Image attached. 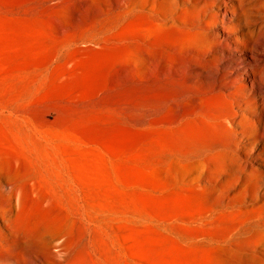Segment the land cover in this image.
Here are the masks:
<instances>
[{"label":"rangeland","instance_id":"obj_1","mask_svg":"<svg viewBox=\"0 0 264 264\" xmlns=\"http://www.w3.org/2000/svg\"><path fill=\"white\" fill-rule=\"evenodd\" d=\"M255 2L244 3L251 27L264 23ZM175 8L0 0V146L42 138L54 178L79 186L107 232L99 240L131 264H264V205L247 198L239 153L210 133L208 99L191 109L203 78L185 84L176 70L188 54L211 65L222 33ZM37 184L54 197L48 180Z\"/></svg>","mask_w":264,"mask_h":264},{"label":"bare ground","instance_id":"obj_2","mask_svg":"<svg viewBox=\"0 0 264 264\" xmlns=\"http://www.w3.org/2000/svg\"><path fill=\"white\" fill-rule=\"evenodd\" d=\"M247 1L159 3L193 11L194 25L209 27L203 20L207 16L216 21L222 34L209 54L212 64L204 66L200 63L203 59L188 54L176 70L188 71L185 84L195 76L203 78L199 91L188 100L191 109L199 110L201 98L208 99L204 120L213 130L210 133L215 137L224 134L221 147L239 153L247 198L264 205V23L251 27L254 19L244 6ZM259 2L264 4V0L255 3ZM212 8L218 12H209ZM201 55L208 57V53ZM15 143L0 146V264H131L114 243L99 240L98 236L107 237V232L98 213L87 208L79 186L63 172L54 178L53 165L42 160L43 139L18 135ZM211 148L219 149L217 143ZM40 178L50 182L52 199L41 195Z\"/></svg>","mask_w":264,"mask_h":264}]
</instances>
